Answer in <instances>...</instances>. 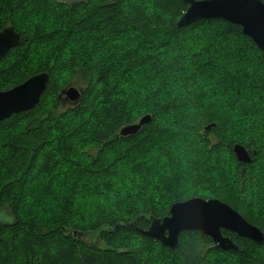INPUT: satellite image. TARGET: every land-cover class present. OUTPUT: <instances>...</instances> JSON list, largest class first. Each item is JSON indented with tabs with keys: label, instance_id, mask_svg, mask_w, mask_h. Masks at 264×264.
Segmentation results:
<instances>
[{
	"label": "trees",
	"instance_id": "1",
	"mask_svg": "<svg viewBox=\"0 0 264 264\" xmlns=\"http://www.w3.org/2000/svg\"><path fill=\"white\" fill-rule=\"evenodd\" d=\"M16 1L0 0V31L12 26L22 38L0 58V91L40 72H48L50 79L37 106L0 120V129L13 130L9 138L2 135L5 140L0 142V219H7L0 222V245L9 247L3 248L0 264H248L249 259L264 264V242L243 239L239 252L206 249L207 236L201 231H185L178 246L170 248L123 225L134 221L145 229L150 225L149 215L162 217L172 203L199 196L226 202L264 232L261 71L249 72L242 55L240 64L231 66L234 77L240 79L239 90L232 88V96L226 98L236 94L240 97L236 103L250 107L235 113L216 100L203 104L206 97L202 86L192 84L197 67L180 62L175 67L178 63L173 61L144 70L150 65L148 61L131 58L141 47L164 48L173 41L189 43L204 25L212 23L236 32L264 61V52L242 27L221 18L198 19L180 27L178 21L188 8L184 0H80L70 4ZM20 9L34 14L20 15ZM110 23L112 28H108ZM9 66L11 74H7ZM75 78L85 85L81 100L59 112L62 92ZM127 84L137 90L128 95ZM86 108L90 114L81 115ZM161 108L167 109L165 114H174L170 120L176 129L166 128L169 118L160 120ZM147 114L152 116L151 121L137 133L120 134L124 126L139 122ZM63 128L69 132L63 134ZM181 133L195 137L199 147H192L190 140L184 139V150L175 147L172 155L184 154L190 166L196 158L204 159L200 165L204 175L184 173L147 179L150 164H146L144 155L149 156L157 144ZM64 135L77 145L61 144ZM236 143L249 151V163L237 160L233 152ZM113 145L114 154L120 156L112 160ZM224 153L229 157L224 158ZM63 162L69 163L67 181L61 177L65 170L58 169ZM46 164L52 170L34 180L39 192L47 196L56 192L53 199L58 200L61 183L72 188L60 197L52 212H24L29 201L28 181L41 174ZM155 167L160 168L159 164ZM112 178L125 183L124 191L118 194L128 200L127 205L109 210L105 204L87 200L86 206L90 203L91 207L85 213L98 211L99 216L80 220L77 210L87 194L84 187L90 182L92 193L98 194L110 182L103 180ZM43 203L45 206L48 202ZM86 233L92 242L86 240ZM233 255L246 261H233Z\"/></svg>",
	"mask_w": 264,
	"mask_h": 264
},
{
	"label": "rangeland",
	"instance_id": "2",
	"mask_svg": "<svg viewBox=\"0 0 264 264\" xmlns=\"http://www.w3.org/2000/svg\"><path fill=\"white\" fill-rule=\"evenodd\" d=\"M12 1L17 2L16 0H12ZM55 1L70 4V3L78 2L80 0H55ZM27 5H31V4H26L25 6ZM30 7L34 8V6H30ZM39 7L41 6H37V8ZM18 14L20 15L27 14V16L30 17L32 14H34V12L20 9V12ZM106 21L107 20H105V22ZM210 24L204 25L201 32L199 33L196 32L193 38H190L188 40L190 41L189 43L173 41L170 45H166V47L164 48H158L159 46H156L157 48L153 47L152 49H155V50H152L149 48L141 49L142 48L141 47L140 48L141 50L139 49L138 51H136L135 56L133 57L131 55V58L132 59H136V58L143 59L144 61H148L150 65H148L145 68L142 67L144 70H153L155 68L154 67L155 65L159 66V64H161L162 62H173V61L175 63H178L177 65H175V67H179L180 64H190L192 66H195L197 68L194 69V76L198 78L193 77L192 84L194 87L198 85L202 86V89H203L202 91H204L203 94H205L204 97H206V100L204 99V101L207 102V103L206 102L203 103L205 106H207L209 103L216 100L215 102L222 103L225 109L228 110L231 108V112L238 113L240 111H244L245 109H250L249 106L248 107L241 106L238 103H236L240 100V97H238L236 94H234L236 97L235 96L230 97L231 99L226 98L227 95L232 96V93H231L232 88H238L239 83H240L239 77H234L235 74L233 75V70L231 66L232 65L235 66L238 63L240 64L242 60L239 57H241L242 55V58H244L243 61H245L244 65L247 68V70L249 72H252L253 69L254 70L259 69L261 71L262 78H264V61L261 57L258 56L256 51L254 50L253 45H250L248 42L242 40L241 37L238 34H236V32L226 29L225 27L222 26V24H219L216 26L210 25ZM108 28H112V23H110V26ZM96 34L97 32H93L91 35L95 36ZM205 47H210V50L208 49L204 50ZM238 50H240V52ZM233 52H237L238 56L236 54H233ZM231 54L233 56L232 59L230 57ZM227 58H230L229 62ZM226 62L228 64L227 67L225 64ZM221 65L223 66L224 71L222 70ZM8 69L9 70L7 74H11L12 66L11 67L9 66ZM258 79H260V77H258ZM71 86H75L79 90H83V93H84L85 85H83V83L78 81L76 78L72 81ZM126 89H130V92L128 91V95L132 94L133 90L134 91L137 90L128 84L126 86ZM177 93L180 94L179 91ZM61 97H62V105L58 109L59 112L64 111L68 107L74 106L75 104L79 102V101L70 100L66 96L65 93H63ZM263 100H264V97H263ZM165 110L167 109L161 108L158 110L160 114V120L162 119L161 121H163L164 118L165 119L169 118L168 120L171 121L170 119H172L174 114L172 112L165 114ZM89 114L90 112L87 110V108L86 110H83V112L81 113V115L83 116H87ZM72 120L73 118L71 119V121ZM167 124H168L166 125L167 127L165 126L166 128L176 129V125L174 124V122L171 121L170 123H167ZM65 126L68 128L67 124H65ZM67 128L66 129L63 128V134H65L66 132H69V129ZM12 131L11 129L10 130L0 129V142L3 143V140H5V138H9V135L12 133ZM182 133L188 134L187 131H182ZM182 133L179 137L165 139V141H163L162 144L161 143L157 144L156 148H152L149 156L144 155L143 159L147 161L146 164L148 165L150 164V168L152 167V169L148 168L146 171L147 179H152L154 176H159V175L162 178H164V175H172V174L182 175L184 173H189L190 175L192 174L195 176L196 174L198 176H201V174L204 175V172L201 168L202 166H200L202 165V162L204 161V159L196 158V160H194L195 164L190 166L188 164L189 161H186V159L183 157L184 154L182 156L180 155V153L178 155H172L173 152L171 150L174 149L175 147H177L176 150L178 149V151L184 150V147H185L184 139L190 140V144L192 145V147H197V146L199 147V143H197V141L195 140V137L191 135H185ZM2 135L5 138L2 139ZM64 137L65 139L61 142V144H65L66 142H69L70 144H73L75 146L77 145L75 143H72L70 136L66 137V135H64ZM115 148L116 146L113 145L112 146V160L120 156V154L119 155L114 154ZM90 152L93 155H95L97 151L91 150ZM224 155H225L224 158L229 157V155L228 154L226 155V153H224ZM156 164H159L160 168H156L155 167ZM104 165L103 164L98 165V167H103ZM106 165L108 166V163ZM163 166L164 167L167 166V168H162ZM95 167H97V165H95ZM203 168L206 169V167H203ZM58 169L59 171H63V169L65 170L64 171L66 172V174H64L65 176H61V177L63 178V180L66 179L67 181V177H69V163L63 162V164L58 166ZM51 170L52 169L50 168L49 164H46L45 167H42L40 169L41 174L33 178L31 177L30 181H28L29 182V185H28L29 201L28 203L24 205L25 206L23 209L24 212L32 210V211H40V213L44 211H47L50 213L52 212V209L55 208L54 207L55 204H59L60 201L62 200V198L60 197L61 196L63 197L64 194H67L69 190L72 188V186H69V187L62 186V183H61L62 187L60 186V188H62V192L60 193V197L58 198V200L53 199L54 196L56 195V192H53L52 194L47 193L50 197L47 195H43L41 192H39L37 187L35 186L36 182H34V180L38 178V176H43L46 172H49ZM94 172L95 170L92 171V173ZM120 179L119 181L113 178L112 180L111 179L103 180L104 183L108 181L110 182L106 184L104 189L98 191V194L92 193V190L94 189V187L89 182V184H87L84 187L87 189V194L82 197L83 199L82 201L80 200V203L78 206L77 213H78L79 219L84 220L86 218L92 217L91 215H93V217H96L97 215L99 216L98 211L93 212V213H87V212L85 213L86 208L90 209L91 207L90 203H89V207L86 206L87 200H92L91 202L92 204L97 203V202H99V204H103V205L105 204L106 205V206L104 205L105 208L109 210H113V207H118V206H122L125 204L127 205L128 200L125 201V198L122 196V194H118V193H122L125 188V183L124 182L120 183ZM137 181L141 182V179H137ZM65 184L67 185V183ZM86 189H84L83 191L86 192ZM91 194H93L92 197H90ZM97 195L99 197H97ZM219 196L226 198L222 195H219ZM96 197L99 199H96ZM44 201L48 202L47 205L45 206H44L45 203H43ZM42 205L44 207L41 208L40 206ZM5 220L7 219L1 218L0 222L5 221ZM24 233L25 234L28 233L26 229L24 230ZM85 237L87 241L89 242L93 241V239L90 238L89 236H85ZM96 243L102 245L100 241H96ZM3 248L7 249L9 247L5 245H0V255L3 253L2 251ZM231 259L233 261H236V260L246 261L245 257H240V256L238 257L234 256ZM248 264H262V263L254 262L249 259Z\"/></svg>",
	"mask_w": 264,
	"mask_h": 264
},
{
	"label": "water",
	"instance_id": "3",
	"mask_svg": "<svg viewBox=\"0 0 264 264\" xmlns=\"http://www.w3.org/2000/svg\"><path fill=\"white\" fill-rule=\"evenodd\" d=\"M188 8L178 21L185 26L198 19L221 18L240 25L243 33L264 52V1L263 0H184ZM21 35L12 26L0 31V58L21 43ZM50 75L40 72L8 90L0 91V120L11 117L37 106L48 87ZM73 101H79L83 90L69 86L63 91ZM62 92V93H63ZM147 114L139 122L124 126L120 134L137 133L144 124L151 121ZM209 128V127H207ZM233 152L237 160L249 163L252 158L244 145L236 143ZM150 225L139 228L135 222L123 225L136 229L141 234L159 241L163 246L176 248L180 235L185 231H201L211 238L216 247L223 251H239L233 241L224 235L229 230L256 242L264 241L263 231L226 202L218 198L205 199L199 196L171 204L168 214L162 217L148 216ZM85 236L89 234H84Z\"/></svg>",
	"mask_w": 264,
	"mask_h": 264
},
{
	"label": "flooded vegetation",
	"instance_id": "4",
	"mask_svg": "<svg viewBox=\"0 0 264 264\" xmlns=\"http://www.w3.org/2000/svg\"><path fill=\"white\" fill-rule=\"evenodd\" d=\"M10 52V51H9ZM64 93V92H63ZM62 93V94H63ZM224 231H226V233H224ZM223 233H224V235L225 236H227V237H229L232 241H233V243L236 245V246H238V247H240V250L239 251H241V244L244 242V241H242L243 239H246V240H249V241H252L253 243H262V242H264V241H262V242H256V241H253V240H251V239H249V238H247V237H243V236H240V235H238L237 233H234V232H232V231H229V230H223ZM264 233V232H263ZM205 236H207V235H205ZM208 238H209V242H207V243H205V247H206V249H209V248H215V249H218L217 247H216V245L213 243V241L211 240V238L209 237V236H207ZM218 250H220V249H218ZM239 251H232V250H230L229 252H239Z\"/></svg>",
	"mask_w": 264,
	"mask_h": 264
}]
</instances>
